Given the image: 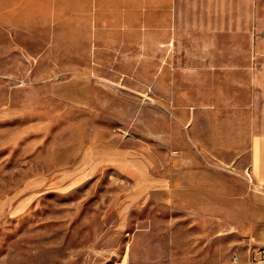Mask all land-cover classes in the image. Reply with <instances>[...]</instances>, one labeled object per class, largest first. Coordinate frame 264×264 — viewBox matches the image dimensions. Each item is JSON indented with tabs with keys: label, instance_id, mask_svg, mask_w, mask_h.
<instances>
[{
	"label": "rangeland",
	"instance_id": "1",
	"mask_svg": "<svg viewBox=\"0 0 264 264\" xmlns=\"http://www.w3.org/2000/svg\"><path fill=\"white\" fill-rule=\"evenodd\" d=\"M263 112L264 0H0V264H264Z\"/></svg>",
	"mask_w": 264,
	"mask_h": 264
},
{
	"label": "crops",
	"instance_id": "2",
	"mask_svg": "<svg viewBox=\"0 0 264 264\" xmlns=\"http://www.w3.org/2000/svg\"><path fill=\"white\" fill-rule=\"evenodd\" d=\"M48 85L49 93L65 102L83 107L92 104V81L85 73L51 80ZM249 132L251 134L249 175L255 186L264 187V112L261 114V123L251 125Z\"/></svg>",
	"mask_w": 264,
	"mask_h": 264
},
{
	"label": "built area",
	"instance_id": "3",
	"mask_svg": "<svg viewBox=\"0 0 264 264\" xmlns=\"http://www.w3.org/2000/svg\"><path fill=\"white\" fill-rule=\"evenodd\" d=\"M251 260H253V262L264 260V247L253 250L251 253Z\"/></svg>",
	"mask_w": 264,
	"mask_h": 264
}]
</instances>
